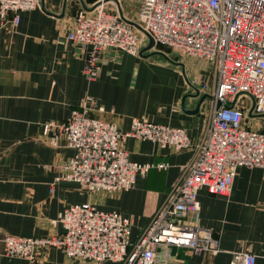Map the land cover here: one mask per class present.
<instances>
[{
  "label": "crops",
  "instance_id": "1",
  "mask_svg": "<svg viewBox=\"0 0 264 264\" xmlns=\"http://www.w3.org/2000/svg\"><path fill=\"white\" fill-rule=\"evenodd\" d=\"M96 1L39 0L36 8L19 13L16 25L12 12L0 18V264H94L68 258L57 247L36 261L7 256L2 236L58 234L59 212L89 202L130 218V239L135 241L174 194L194 146L175 151L147 139L126 138L123 146L132 161L167 165L138 176L128 190L89 192L75 182L55 180L59 164L74 151L63 143L47 144L42 124L67 120L87 95L96 107L88 115L113 121L122 131L137 117L183 127L194 145L203 137L210 102L202 84H215L213 67L204 61L150 60L141 46L138 54L108 50L94 80L85 79L83 58L66 35L75 12ZM105 1L111 12L135 23L137 0ZM198 197L197 222L216 235L218 250L195 253L173 247L169 253L158 252L155 264H165L166 253L173 257L168 264H229L235 251L252 253L254 264H264V171L239 167L229 195L202 188Z\"/></svg>",
  "mask_w": 264,
  "mask_h": 264
},
{
  "label": "built area",
  "instance_id": "2",
  "mask_svg": "<svg viewBox=\"0 0 264 264\" xmlns=\"http://www.w3.org/2000/svg\"><path fill=\"white\" fill-rule=\"evenodd\" d=\"M0 0V18L32 10L39 0ZM135 23L111 12L105 0L78 9L66 38L78 48L82 74L94 80L98 63L108 50L138 54L142 39L168 47L183 58L213 67L215 84L207 90L208 120L201 141L193 144L183 127L157 124L133 117L126 131L113 122L88 115L95 107L87 95L67 120H48L42 135L51 146L65 144L73 155L59 164L55 180L77 183L89 192L112 193L130 189L138 176L165 163L132 161L123 146L126 138L147 139L171 150L194 146L189 164L170 199L151 217L140 236L131 241L132 220L89 202L72 204L59 212L62 231L45 237L2 236L4 253L36 261L50 247L66 257L101 264H155L157 254L173 248L195 253L216 252L218 239L197 220L199 191L229 195L239 167L264 171V121H249L264 112V0H137ZM148 38V37H147ZM245 98L250 103L246 107ZM101 110V108H97ZM166 253L165 264L173 260ZM255 255L232 252L229 264H254Z\"/></svg>",
  "mask_w": 264,
  "mask_h": 264
},
{
  "label": "rangeland",
  "instance_id": "3",
  "mask_svg": "<svg viewBox=\"0 0 264 264\" xmlns=\"http://www.w3.org/2000/svg\"><path fill=\"white\" fill-rule=\"evenodd\" d=\"M148 43L149 40L148 38L144 37L141 41V48H142V52H144L145 57L147 58H151L150 60H157V61H171L174 62L179 58H182L181 56H179L176 53H173L171 50H167L163 47H161V45L158 44H154L152 47L147 48L148 47ZM140 52V51H139ZM245 102H246V107L249 105L250 101L249 99L245 98ZM249 116L250 119H253L257 124H259L258 126H261L262 122L264 121V112L261 113H251L247 115H245V118H247Z\"/></svg>",
  "mask_w": 264,
  "mask_h": 264
},
{
  "label": "water",
  "instance_id": "4",
  "mask_svg": "<svg viewBox=\"0 0 264 264\" xmlns=\"http://www.w3.org/2000/svg\"><path fill=\"white\" fill-rule=\"evenodd\" d=\"M130 23L135 25L137 28L141 29L136 23H133V22H130ZM146 36L148 37V40H149L147 48H150L154 45V42H153V39L149 35L146 34ZM251 111H252V107L249 109V112H248L250 115L252 113Z\"/></svg>",
  "mask_w": 264,
  "mask_h": 264
},
{
  "label": "trees",
  "instance_id": "5",
  "mask_svg": "<svg viewBox=\"0 0 264 264\" xmlns=\"http://www.w3.org/2000/svg\"><path fill=\"white\" fill-rule=\"evenodd\" d=\"M161 47H163V48H165V49H167V50H170L168 47H165V46H162V45H161Z\"/></svg>",
  "mask_w": 264,
  "mask_h": 264
},
{
  "label": "bare ground",
  "instance_id": "6",
  "mask_svg": "<svg viewBox=\"0 0 264 264\" xmlns=\"http://www.w3.org/2000/svg\"><path fill=\"white\" fill-rule=\"evenodd\" d=\"M16 2H20V0H17Z\"/></svg>",
  "mask_w": 264,
  "mask_h": 264
}]
</instances>
